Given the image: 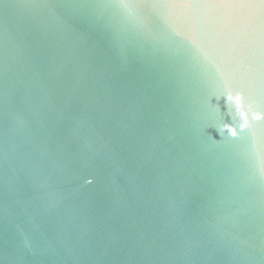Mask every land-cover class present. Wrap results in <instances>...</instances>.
<instances>
[{
    "label": "water",
    "instance_id": "water-1",
    "mask_svg": "<svg viewBox=\"0 0 264 264\" xmlns=\"http://www.w3.org/2000/svg\"><path fill=\"white\" fill-rule=\"evenodd\" d=\"M255 115L258 0H0V264H264Z\"/></svg>",
    "mask_w": 264,
    "mask_h": 264
},
{
    "label": "clouds",
    "instance_id": "clouds-1",
    "mask_svg": "<svg viewBox=\"0 0 264 264\" xmlns=\"http://www.w3.org/2000/svg\"><path fill=\"white\" fill-rule=\"evenodd\" d=\"M227 100L229 102L233 101L232 95H228ZM234 103H235L237 112H240V109L242 108L240 95H237L235 97ZM240 117L243 120V122L239 125V130L243 131L245 128L248 127V120H247V118L244 116V114L242 112H240ZM262 118H264V117H262L261 115H255L254 116L255 120H260ZM223 130L227 131L233 137L237 136V129L235 127H232V126H230L228 124H225L223 126ZM88 183H92V181L89 180Z\"/></svg>",
    "mask_w": 264,
    "mask_h": 264
},
{
    "label": "snow or ice",
    "instance_id": "snow-or-ice-1",
    "mask_svg": "<svg viewBox=\"0 0 264 264\" xmlns=\"http://www.w3.org/2000/svg\"><path fill=\"white\" fill-rule=\"evenodd\" d=\"M235 0H199L197 3H193L192 0H171L172 4H178L185 7H201L204 4H214V5H228L234 3ZM248 2H252V0H248ZM260 5H264V0H258Z\"/></svg>",
    "mask_w": 264,
    "mask_h": 264
}]
</instances>
